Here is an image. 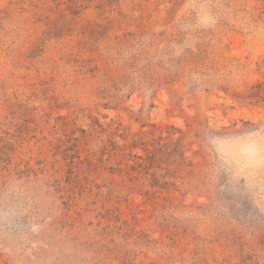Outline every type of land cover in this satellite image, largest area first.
<instances>
[{"label":"rangeland","instance_id":"1","mask_svg":"<svg viewBox=\"0 0 264 264\" xmlns=\"http://www.w3.org/2000/svg\"><path fill=\"white\" fill-rule=\"evenodd\" d=\"M0 264H264V0H0Z\"/></svg>","mask_w":264,"mask_h":264}]
</instances>
